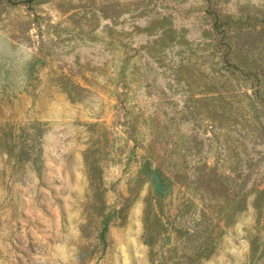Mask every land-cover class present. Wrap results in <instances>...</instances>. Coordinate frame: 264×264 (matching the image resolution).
Listing matches in <instances>:
<instances>
[{"label": "rangeland", "instance_id": "rangeland-1", "mask_svg": "<svg viewBox=\"0 0 264 264\" xmlns=\"http://www.w3.org/2000/svg\"><path fill=\"white\" fill-rule=\"evenodd\" d=\"M0 264H264V0H0Z\"/></svg>", "mask_w": 264, "mask_h": 264}]
</instances>
